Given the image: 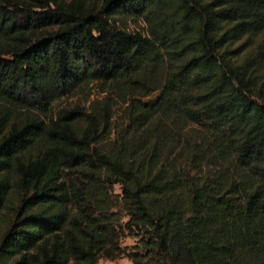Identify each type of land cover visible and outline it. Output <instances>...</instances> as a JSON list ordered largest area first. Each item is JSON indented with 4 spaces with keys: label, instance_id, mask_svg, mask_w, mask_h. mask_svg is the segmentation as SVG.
Here are the masks:
<instances>
[{
    "label": "trees",
    "instance_id": "16d2710c",
    "mask_svg": "<svg viewBox=\"0 0 264 264\" xmlns=\"http://www.w3.org/2000/svg\"><path fill=\"white\" fill-rule=\"evenodd\" d=\"M103 259L264 264V0H0V264Z\"/></svg>",
    "mask_w": 264,
    "mask_h": 264
},
{
    "label": "rangeland",
    "instance_id": "374dc122",
    "mask_svg": "<svg viewBox=\"0 0 264 264\" xmlns=\"http://www.w3.org/2000/svg\"><path fill=\"white\" fill-rule=\"evenodd\" d=\"M129 26L132 31L135 30V31H140L142 33H145L146 31V25L141 20L130 22ZM106 97L107 94H101V90L99 86L93 85L82 93L76 94L74 96L63 97L60 101L56 102L54 104L53 114H57L61 110L66 108H74L77 106L89 107L92 103L96 101H100V102L104 101ZM115 192L117 194H121L120 186H117L115 188ZM122 244L124 247L126 246L132 247L135 244V240L125 239ZM99 264H132V262L129 259H119L116 261H109L103 259L100 261Z\"/></svg>",
    "mask_w": 264,
    "mask_h": 264
}]
</instances>
